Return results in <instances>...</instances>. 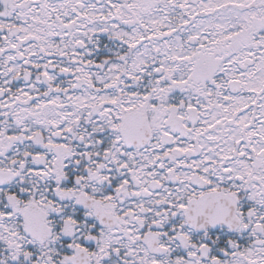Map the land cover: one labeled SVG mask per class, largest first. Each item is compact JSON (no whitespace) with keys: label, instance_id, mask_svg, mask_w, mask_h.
<instances>
[{"label":"snow or ice","instance_id":"6c2138e0","mask_svg":"<svg viewBox=\"0 0 264 264\" xmlns=\"http://www.w3.org/2000/svg\"><path fill=\"white\" fill-rule=\"evenodd\" d=\"M0 264H264V0H0Z\"/></svg>","mask_w":264,"mask_h":264}]
</instances>
